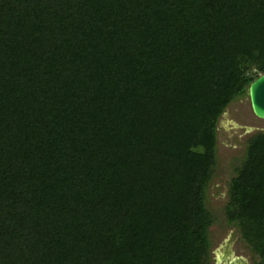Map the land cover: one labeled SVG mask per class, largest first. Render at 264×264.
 I'll list each match as a JSON object with an SVG mask.
<instances>
[{
	"label": "trees",
	"instance_id": "1",
	"mask_svg": "<svg viewBox=\"0 0 264 264\" xmlns=\"http://www.w3.org/2000/svg\"><path fill=\"white\" fill-rule=\"evenodd\" d=\"M264 73V0H0V264H210L218 120ZM225 217L264 264V132Z\"/></svg>",
	"mask_w": 264,
	"mask_h": 264
},
{
	"label": "rangeland",
	"instance_id": "2",
	"mask_svg": "<svg viewBox=\"0 0 264 264\" xmlns=\"http://www.w3.org/2000/svg\"><path fill=\"white\" fill-rule=\"evenodd\" d=\"M217 127V166L207 186L205 201L215 218L209 230L210 264H215L217 255L224 256L227 248L232 251V258H242L247 264H256V256L249 246L241 241L237 228L228 224L224 208L228 182L234 174L233 168L244 158L247 140L253 134L264 132V120L253 116L245 98L227 107L219 118Z\"/></svg>",
	"mask_w": 264,
	"mask_h": 264
},
{
	"label": "water",
	"instance_id": "3",
	"mask_svg": "<svg viewBox=\"0 0 264 264\" xmlns=\"http://www.w3.org/2000/svg\"><path fill=\"white\" fill-rule=\"evenodd\" d=\"M248 104L253 116L259 120H264V73L257 76L248 86ZM216 264H247L242 258H232V251L227 248L224 256L217 255Z\"/></svg>",
	"mask_w": 264,
	"mask_h": 264
},
{
	"label": "flooded vegetation",
	"instance_id": "4",
	"mask_svg": "<svg viewBox=\"0 0 264 264\" xmlns=\"http://www.w3.org/2000/svg\"><path fill=\"white\" fill-rule=\"evenodd\" d=\"M217 260H218V257L217 258L215 257V261H214L215 264L217 263Z\"/></svg>",
	"mask_w": 264,
	"mask_h": 264
}]
</instances>
